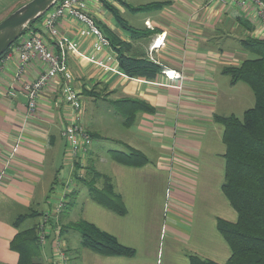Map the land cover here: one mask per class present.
Returning a JSON list of instances; mask_svg holds the SVG:
<instances>
[{
    "label": "crops",
    "instance_id": "obj_1",
    "mask_svg": "<svg viewBox=\"0 0 264 264\" xmlns=\"http://www.w3.org/2000/svg\"><path fill=\"white\" fill-rule=\"evenodd\" d=\"M22 1L0 0V22ZM241 1L88 0V13L109 37L128 46V56L181 73L183 79L175 81L163 72L154 81L128 77L107 60L108 53L93 49L92 39L80 37L79 21L65 17L59 22L60 34L78 42L85 57L94 58L89 61L69 53L68 66L81 96L83 125L93 137L87 165L102 175L95 180L97 187L104 186L103 176L111 179L126 206L124 216L94 201L83 183L73 181L74 169L62 135L68 114L62 78L49 83L36 114L27 119L23 84L38 79L49 65L40 58L32 60L22 80L14 84L19 42L10 49L11 58L0 76V176L4 174L0 180V264L19 263L12 240L20 232L35 229L38 237L45 214L50 223L46 242L38 245L35 261L40 264H191V256L228 262L231 249L217 222L236 223L238 215L222 191L227 148L225 128L215 117L242 119L255 106L252 89L233 83L224 69L249 60L244 41L264 40V24L256 7L251 2L241 5ZM35 28L57 51L42 23ZM244 85L253 94L254 106L238 117L233 112L237 101L232 92L235 88L242 91L249 105ZM134 102L150 110L137 108ZM101 116L107 121H101ZM95 140L125 149L109 150L107 156ZM16 145L18 152L9 159ZM130 149L144 154L148 163L127 166L109 155ZM169 193L175 195L173 201ZM168 201L173 202L171 214L166 213ZM62 202L66 207L59 212ZM68 206H73L71 214ZM79 221L114 236L134 249L135 256L101 255L83 246L81 236L73 247L68 226Z\"/></svg>",
    "mask_w": 264,
    "mask_h": 264
},
{
    "label": "trees",
    "instance_id": "obj_2",
    "mask_svg": "<svg viewBox=\"0 0 264 264\" xmlns=\"http://www.w3.org/2000/svg\"><path fill=\"white\" fill-rule=\"evenodd\" d=\"M116 17L118 18L117 15ZM41 20L42 18L30 24L24 34L37 32L35 25ZM96 25L110 40L117 54L119 68L128 77L154 81L163 72L162 67L152 61L128 56L126 44L112 39L97 22ZM18 42L19 40L14 45ZM243 45L257 58L246 60L239 67L225 68L224 74L228 75L233 83L247 84L254 92L256 103L244 113L242 119L235 116L215 117V121L225 128L223 138L227 148L222 191L238 215L236 223L219 219L217 228L231 249L232 254L226 264H264V40H246ZM11 48L7 49L3 56L8 54ZM134 104L137 108L150 110L142 102ZM109 155L112 160L127 166H144L148 163L146 156L134 149L126 153L110 151ZM101 176L87 165L86 177L77 182L87 187L94 201L120 216L126 215V206L121 196L114 191L109 177L103 176L102 188L96 186L95 180ZM68 228L78 231L83 246L96 253L128 258L135 256L134 249L123 246L114 236L88 222L79 221ZM36 232V229L20 232L12 240L11 248L20 255L18 264H40L35 261L39 255ZM190 262L218 264L197 256H191Z\"/></svg>",
    "mask_w": 264,
    "mask_h": 264
},
{
    "label": "built area",
    "instance_id": "obj_3",
    "mask_svg": "<svg viewBox=\"0 0 264 264\" xmlns=\"http://www.w3.org/2000/svg\"><path fill=\"white\" fill-rule=\"evenodd\" d=\"M209 1L221 4L227 2V0ZM248 2L254 4L257 15L264 24V0H242L241 5H245ZM65 17H70L79 21L82 24V28L79 31L80 37L92 39L93 49L97 53H108L109 56H107V60L113 61V63L119 67L117 54L113 51L110 40L103 34L102 30L96 25L93 17L88 13V0H59L40 21L42 26L46 29L50 39L55 43L57 51H53L49 47L47 41L38 32L30 31L24 34L23 37L19 39V43L16 46V52L19 54L20 61L13 78V83L16 84L22 80L23 74L32 60L40 58L49 65L48 70L41 74L38 79L23 84V91L27 99L26 118L28 119L36 114L39 100L44 89L55 78L59 76L62 78L63 104L68 111L66 117L67 122L62 135L68 145L67 158L74 169L73 181L77 182L86 177L87 155L93 139L83 125L81 96L72 84L73 76L68 66V55L69 53H76L89 61H94V58L85 57L79 49L78 42L70 40L65 35L60 34L59 22ZM10 58V53L0 56V76ZM99 64L107 68L103 63ZM114 70L117 71L118 69L115 68ZM163 74L171 81L183 79L182 74L176 71H163ZM179 88L181 87L179 86ZM18 149L19 145H16L9 159H13L16 156ZM3 175L2 173L0 180ZM65 207V202L60 203L58 211L62 212ZM49 223L50 216L49 214H45L41 218V222L37 228L38 241L40 244L46 242ZM61 257L66 260L63 253H61ZM64 264L68 263L64 262Z\"/></svg>",
    "mask_w": 264,
    "mask_h": 264
},
{
    "label": "water",
    "instance_id": "obj_4",
    "mask_svg": "<svg viewBox=\"0 0 264 264\" xmlns=\"http://www.w3.org/2000/svg\"><path fill=\"white\" fill-rule=\"evenodd\" d=\"M59 0H30L0 22V56L23 37L26 29L40 20Z\"/></svg>",
    "mask_w": 264,
    "mask_h": 264
},
{
    "label": "rangeland",
    "instance_id": "obj_5",
    "mask_svg": "<svg viewBox=\"0 0 264 264\" xmlns=\"http://www.w3.org/2000/svg\"><path fill=\"white\" fill-rule=\"evenodd\" d=\"M28 1H30V0H23V1L21 2V4H20L16 9H18L19 7H21L24 3L28 2ZM16 9H15V10H16ZM15 10H14V11H15ZM246 58H247V59H254V58H257V56L254 55L253 53L246 52ZM243 87H246V89H248V91H249V95H250V97H249V105L247 104L246 97L244 96V97L242 98V95H241L242 91H240V92L238 93V92H237V89L235 88V89L233 90V92H232V94H233L234 96H236V101H237V103H236V102L233 103V104H235L234 107H233V112H234L235 114H237L238 117H242V114H243V112H244L245 110H247L248 108H251V106H252V107L254 106V98H253V96H252L253 94H252L251 90H250L247 86H245V85H244ZM241 98H242V99H241ZM250 101H251V102H250ZM241 102H242V103H241ZM238 103H239V104H238ZM236 104H237V105H236ZM114 120H116V121L113 122V126H114V128H116V129L118 130V120H117V119H114ZM101 121L106 122L107 120H106L105 118H103V116H101ZM113 126H112V128H113ZM94 144H98V145L100 146V148H101V151H103L104 154H106L107 156H108V151H109V150H114V149H120V150H123V149H125V148L121 147L120 145H118V144H116V143H114V142H111V141H109V143H107L106 141L95 140V141H94ZM223 176H224V175H223ZM85 190H86V189H85ZM85 190H84V191H85ZM56 192H58V191H56ZM55 195H56V193L53 194V198L55 197ZM169 197H171V198H172V201H173V199L175 198V195L169 193ZM223 199H224V197H223ZM225 201H226V200L224 199V200H223V203H226ZM172 203H173V202H169V201H168V203H167V207H166V213H167V214H171V213H172V209H171L172 206H170ZM226 205H227V204H224L225 207H227ZM72 207H73V206H68V208L66 209V211L68 212V214H71V212H72ZM227 209H228V208H227ZM224 212H225V211H224ZM68 232H69V234H70V236H71V239H72V242H73V247H74V243H75V245H78V243L80 242V234H79V232L76 231V230H72V229L69 230Z\"/></svg>",
    "mask_w": 264,
    "mask_h": 264
}]
</instances>
